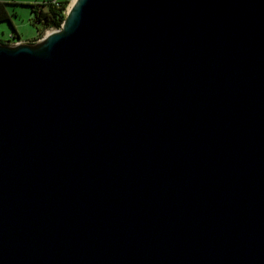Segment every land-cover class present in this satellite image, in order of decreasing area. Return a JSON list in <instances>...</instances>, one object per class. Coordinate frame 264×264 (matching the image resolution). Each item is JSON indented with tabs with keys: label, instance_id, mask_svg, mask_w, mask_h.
<instances>
[{
	"label": "water",
	"instance_id": "obj_1",
	"mask_svg": "<svg viewBox=\"0 0 264 264\" xmlns=\"http://www.w3.org/2000/svg\"><path fill=\"white\" fill-rule=\"evenodd\" d=\"M0 264H264V0L0 42Z\"/></svg>",
	"mask_w": 264,
	"mask_h": 264
},
{
	"label": "rangeland",
	"instance_id": "obj_2",
	"mask_svg": "<svg viewBox=\"0 0 264 264\" xmlns=\"http://www.w3.org/2000/svg\"><path fill=\"white\" fill-rule=\"evenodd\" d=\"M7 2L6 7L10 12V20L0 22V41L15 44L19 41L33 43L41 40L46 33L53 28H45L35 21V13L29 5L35 0H0ZM71 0L67 8L71 5ZM18 33L20 38L13 39V35Z\"/></svg>",
	"mask_w": 264,
	"mask_h": 264
},
{
	"label": "trees",
	"instance_id": "obj_3",
	"mask_svg": "<svg viewBox=\"0 0 264 264\" xmlns=\"http://www.w3.org/2000/svg\"><path fill=\"white\" fill-rule=\"evenodd\" d=\"M70 1L71 0H60L57 5L54 0H35L29 5L35 13L36 22H39V24H42L45 28H53L55 30L61 27ZM6 4L7 2L0 1V22L10 20V12ZM12 37L13 39H18L20 35L15 33Z\"/></svg>",
	"mask_w": 264,
	"mask_h": 264
},
{
	"label": "built area",
	"instance_id": "obj_4",
	"mask_svg": "<svg viewBox=\"0 0 264 264\" xmlns=\"http://www.w3.org/2000/svg\"><path fill=\"white\" fill-rule=\"evenodd\" d=\"M55 1V3L58 5L59 4V2L58 1H60V0H54Z\"/></svg>",
	"mask_w": 264,
	"mask_h": 264
},
{
	"label": "bare ground",
	"instance_id": "obj_5",
	"mask_svg": "<svg viewBox=\"0 0 264 264\" xmlns=\"http://www.w3.org/2000/svg\"><path fill=\"white\" fill-rule=\"evenodd\" d=\"M74 1H75V0L72 1L71 5L73 4ZM71 5H70L69 7H71Z\"/></svg>",
	"mask_w": 264,
	"mask_h": 264
}]
</instances>
